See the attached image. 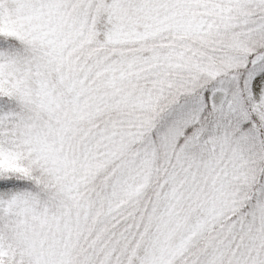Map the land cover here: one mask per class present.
I'll return each instance as SVG.
<instances>
[{
    "label": "rangeland",
    "instance_id": "rangeland-1",
    "mask_svg": "<svg viewBox=\"0 0 264 264\" xmlns=\"http://www.w3.org/2000/svg\"><path fill=\"white\" fill-rule=\"evenodd\" d=\"M2 5L20 42L10 137L39 176L0 211L16 264H264V0ZM215 89L236 127L177 143Z\"/></svg>",
    "mask_w": 264,
    "mask_h": 264
},
{
    "label": "trees",
    "instance_id": "trees-1",
    "mask_svg": "<svg viewBox=\"0 0 264 264\" xmlns=\"http://www.w3.org/2000/svg\"><path fill=\"white\" fill-rule=\"evenodd\" d=\"M17 34L18 31L8 22L2 0H0V211L14 196L33 193L39 183L38 174L17 150L10 137V125L19 110L15 102L18 97V88L12 76L6 72V68L18 56L20 50V42L16 39ZM204 99V110L198 121L185 128L177 143L186 134L197 129L200 131L198 139L200 144L201 140L229 132L238 124L234 107L222 90H211L205 94ZM251 202L249 199L245 200L241 211L235 214L240 221L229 227L233 238L230 246L224 249L226 254L233 249L245 247L244 237L251 232L248 230L252 229L248 227L249 222L252 221L250 209L254 206ZM255 219L257 220L256 217ZM0 264H16L1 238Z\"/></svg>",
    "mask_w": 264,
    "mask_h": 264
}]
</instances>
